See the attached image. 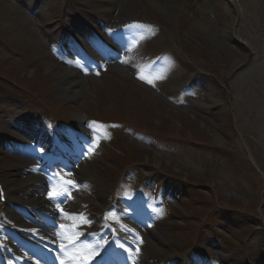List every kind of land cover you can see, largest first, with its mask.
I'll return each mask as SVG.
<instances>
[{
  "label": "rangeland",
  "instance_id": "374dc122",
  "mask_svg": "<svg viewBox=\"0 0 264 264\" xmlns=\"http://www.w3.org/2000/svg\"><path fill=\"white\" fill-rule=\"evenodd\" d=\"M235 1L237 16L228 0H0V61L4 60L0 137L10 135L19 141L13 145L33 153L35 137L26 138L25 133L48 134L52 118L75 124L82 117L93 118L107 128L110 145L118 152L116 161L107 158L105 162L94 160V153L78 162L65 156L72 166L63 176L72 181L73 197L82 205L77 217H85L76 229L89 233L101 225L89 221L88 215L91 205L106 203V199L98 203L97 188L109 195L111 217L116 215L138 237L144 236L150 253L162 255L163 251L175 261L243 264L246 251L251 264H264V0ZM103 3L107 8L99 17L90 5L102 10ZM60 18L66 30L79 38L76 27L92 43L95 39L83 29V25L91 26L86 18L98 27L108 24L113 44L104 53H119L122 60L116 63L121 68L117 71L106 64L107 74H84V87L78 93L65 92L55 74L74 61L65 59L72 56L66 51V36L57 27ZM90 54L101 56L94 50ZM156 54L158 61L153 58ZM171 55L188 62L182 68ZM141 75L146 79H140ZM55 124L60 131L67 130L61 122ZM77 144L85 145L84 154L92 145ZM43 145L46 153L47 144ZM21 160L0 143V182L5 177L11 183L22 182L28 174L35 175L37 160L28 155L31 170L19 174V165L25 166ZM128 161L135 164L129 166ZM107 163L119 176L104 171ZM80 168L90 184L77 183L74 171ZM149 174L153 181L171 183L172 198L160 208L144 203L135 220L153 216L157 222L162 218L178 222L154 225L147 221V228L126 217L134 212L124 201L132 197L131 189L139 179ZM62 178L55 181L60 183ZM184 179L195 184L187 199L180 189ZM24 192L10 189L9 202L17 194L26 199L29 193ZM166 208L178 219L167 217ZM118 209L124 210L123 216ZM225 209L250 213L246 215L250 225L241 227L233 217L231 224H225L218 212ZM211 217L216 230L204 237ZM183 221L192 224L191 230L179 226L175 231V225ZM149 233L162 238L163 250L148 238ZM82 240L93 258L101 246ZM194 244L202 252L189 253Z\"/></svg>",
  "mask_w": 264,
  "mask_h": 264
},
{
  "label": "bare ground",
  "instance_id": "6f19581e",
  "mask_svg": "<svg viewBox=\"0 0 264 264\" xmlns=\"http://www.w3.org/2000/svg\"><path fill=\"white\" fill-rule=\"evenodd\" d=\"M228 2H229L230 7L231 6L233 7V14L236 13L235 16H237V14L239 13L238 12L239 10L235 8L236 1L228 0ZM83 5H80V6H83ZM90 7L93 8L94 12H96L99 17H103L104 16L103 14H105V10L107 8V4L105 5L103 3V5L101 6L102 10H100L98 6L90 5ZM86 19L88 20L89 23H91V25L96 27V23L93 20L88 19V18ZM55 75L59 77L60 85L63 88V90L69 94L73 95L75 93H78L84 87L83 77L70 68L68 69L61 68ZM3 129L8 131L9 127H3ZM37 137L42 142H46V138L44 137V135L38 133ZM67 138L68 139L66 141H63L59 145V148H58L60 153L62 154H66L68 150L75 151V146L73 143L76 141H79V138L77 136H71V134H69ZM58 162L64 163V160L62 159V157H59ZM41 165L43 166V164ZM43 169H45V167H43ZM19 172L21 173L22 171L19 170ZM58 175L59 174H50V173H48L47 175L43 177L27 175L22 182L15 180L12 183L7 177H5L3 178V181H2L3 185L9 192H10V189H12L14 192H19V193L24 192L26 190L27 192H24V193L30 194L28 195L29 198L27 199H22L21 195L17 194L19 198L18 200L17 199L14 200L15 202L14 205L16 204L17 205L14 206L12 210L16 211L17 213H21V214L23 213L32 214V218L34 219L33 225L28 228H22L21 226H26V224L23 222H19V223H16L18 225L15 226V229L13 231L7 230L6 233L14 241H17L18 245L23 244L21 243V240H22L21 237H23L24 234L27 233V230L35 231L36 233L40 235L42 239H44V241H41L38 237L34 236L36 240H38L39 242H44L46 246L44 248L43 253L38 252L36 251V249L32 248L33 250L31 252L34 257V260L31 261L32 264H55L52 260V255L58 252L57 250L58 247H60L59 252H62L65 255H67L71 260L75 262V264H80V261L78 259L76 261L75 259H73V257L76 256V253L78 250L83 248L82 238L84 236L86 237L89 236L85 232H82L81 230L76 229V225L78 224L80 220L84 222V216L82 215V216L77 217L75 215V212L77 209L79 208L82 209V205L79 202L75 201V199L72 196V192L69 189L62 190V191H65L64 194H62V191H60V188L57 189V193H59L58 195H56L57 198L59 199L57 203H61V202L63 203L62 204L63 210H60V212L55 210L54 207H51L52 199H50L49 196H47V198L40 197L42 195V192L44 191V188H47V189L49 188L52 190L53 188L55 189V188L60 187L58 186L56 182H54L51 179L54 177H58ZM88 177L89 176H87V174L85 173L83 169L78 170V172H76V179L80 182H83V181L89 182L88 180L90 179H88ZM34 181H36V183ZM96 190L98 194L97 199L101 203L105 200V198H107L105 191L101 189H97V188ZM6 208L7 206L5 205V209ZM33 210H36L37 215L33 214L32 212ZM100 211L101 210H98V208L96 209L94 206L92 208V215H95ZM2 217L3 215L0 216V225L2 224L1 223ZM14 219L18 221L17 217H15ZM54 223L56 224L55 228L53 227ZM142 225L147 228H150L147 222H144ZM14 231H19L23 233V235L20 237L13 236ZM32 231H31V235H32ZM0 233H1V236H6V233L3 232L2 230H0ZM98 235L100 236V238L97 237ZM98 235L91 236V237L96 238L100 244L103 233L98 234ZM149 235L151 236L149 238L154 239L156 244L160 247V250H163L162 244H160L162 242L161 240L162 238L160 236H155L154 234H151V233L147 234V236ZM122 238H124L122 235L117 237V240L123 243L122 245L123 252L121 254V257L117 258V264H126V262L129 260L130 257H136L139 264H147L146 262L149 259H151V253L144 250L141 255H138V252L136 250L134 251L133 241L131 242L128 237L126 238V241L125 240L122 241ZM70 241L75 242V243L70 245ZM49 243L51 245H49ZM62 245H64L63 248L61 247ZM1 247H3L5 250L7 249V245L5 244H2ZM54 250H57V251H54ZM35 252L37 253L35 254ZM160 252L162 253L163 251H160ZM164 253L167 254L166 252ZM5 259L7 260L8 258L5 257ZM84 264H90V263L84 262Z\"/></svg>",
  "mask_w": 264,
  "mask_h": 264
},
{
  "label": "snow or ice",
  "instance_id": "6c2138e0",
  "mask_svg": "<svg viewBox=\"0 0 264 264\" xmlns=\"http://www.w3.org/2000/svg\"><path fill=\"white\" fill-rule=\"evenodd\" d=\"M139 78H140V79H146V77L143 76V75H141ZM155 78H156V79H159V78H161V77L157 76V77H155ZM147 82H148V83H153V80L148 79ZM67 183H68V184H72V181H67ZM58 194H59V193H53V192H50V193H49V198L52 199V198L55 197V195H58ZM81 218H82V217H81ZM62 227H63V226H62ZM73 243H75V242L70 241V245L73 244ZM61 247L63 248L64 245H62ZM137 251H138V250H137ZM73 259H78V260L80 261V264H84V262H86L87 260L92 259V255H86V254H84V253H79L78 256H74ZM62 264H63V262H62Z\"/></svg>",
  "mask_w": 264,
  "mask_h": 264
},
{
  "label": "trees",
  "instance_id": "16d2710c",
  "mask_svg": "<svg viewBox=\"0 0 264 264\" xmlns=\"http://www.w3.org/2000/svg\"><path fill=\"white\" fill-rule=\"evenodd\" d=\"M4 65V61H0V68Z\"/></svg>",
  "mask_w": 264,
  "mask_h": 264
}]
</instances>
